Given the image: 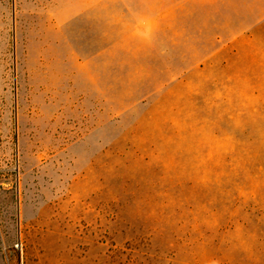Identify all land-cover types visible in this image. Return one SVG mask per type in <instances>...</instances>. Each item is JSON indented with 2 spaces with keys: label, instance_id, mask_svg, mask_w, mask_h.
<instances>
[{
  "label": "rangeland",
  "instance_id": "374dc122",
  "mask_svg": "<svg viewBox=\"0 0 264 264\" xmlns=\"http://www.w3.org/2000/svg\"><path fill=\"white\" fill-rule=\"evenodd\" d=\"M0 264H264V0H0Z\"/></svg>",
  "mask_w": 264,
  "mask_h": 264
}]
</instances>
